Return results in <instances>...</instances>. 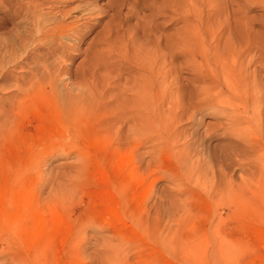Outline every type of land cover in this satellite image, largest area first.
<instances>
[{"label":"rangeland","instance_id":"374dc122","mask_svg":"<svg viewBox=\"0 0 264 264\" xmlns=\"http://www.w3.org/2000/svg\"><path fill=\"white\" fill-rule=\"evenodd\" d=\"M53 1L0 0V264H264V0Z\"/></svg>","mask_w":264,"mask_h":264},{"label":"bare ground","instance_id":"6f19581e","mask_svg":"<svg viewBox=\"0 0 264 264\" xmlns=\"http://www.w3.org/2000/svg\"><path fill=\"white\" fill-rule=\"evenodd\" d=\"M53 1V0H52ZM74 0H62V1H53V3L50 5V9L52 10H56V12H60L61 15L64 14H68L71 11L75 10V8L77 7H72L69 9L65 8L64 6H59L60 3L62 2H66L65 4H68L69 2H73ZM111 2V1H110ZM109 2V3H110ZM50 4V3H49ZM43 4H34L31 3L30 6L32 8V13L35 14L36 12H38L39 8L42 6ZM82 5V4H81ZM110 5V4H109ZM26 6V5H25ZM68 7V6H67ZM87 10V9H86ZM71 14H69L70 16ZM75 21V20H74ZM52 23V22H51ZM36 26L38 25L35 24ZM76 25V24H75ZM45 27V25H43ZM42 26V27H43ZM47 26V25H46ZM51 27V26H50ZM69 27V25H56L55 27L52 28L51 30V35L54 36H59L63 30H66ZM37 28V27H36ZM41 26L39 27V29L37 31H41L40 30ZM48 28L46 27V30ZM43 31V30H42ZM69 31V30H68ZM41 33V32H40ZM33 39V38H32ZM45 39V38H44ZM46 41V40H45ZM58 41V40H57ZM46 66V65H45ZM48 66V65H47ZM54 67V66H53ZM52 67V69H53ZM45 70V69H44ZM51 72L48 70V68H46L45 71H41L39 74H35V81H30L29 82V88H27L25 90V94L24 97L22 99L17 100V98L15 100H13L12 104L10 105V109L3 111V120H4V126L5 129H3L4 133L8 134L10 130H14L17 125L22 121L23 117L25 116H29V113L31 112L32 109L35 108L36 104L39 103L41 101V99L44 96V92H45V87L46 84L50 85L53 82V76L50 75ZM4 87V86H3ZM1 90V89H0ZM47 90V89H46ZM47 94V93H46ZM48 96V95H47ZM47 98V97H46ZM10 99V98H9ZM77 102H73L72 104V108L75 106H77L76 104ZM36 109V108H35ZM70 111V112H69ZM68 112L71 114L73 111L71 108L68 109ZM8 132V133H7ZM11 132V131H10ZM2 133V130L0 132V135ZM6 136V135H5ZM4 137V136H3ZM1 138V137H0ZM2 139V138H1Z\"/></svg>","mask_w":264,"mask_h":264}]
</instances>
